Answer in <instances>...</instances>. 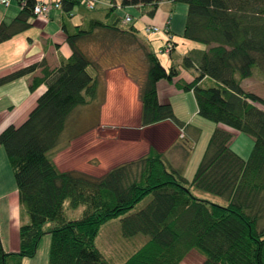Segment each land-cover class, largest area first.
Listing matches in <instances>:
<instances>
[{
  "label": "trees",
  "instance_id": "obj_1",
  "mask_svg": "<svg viewBox=\"0 0 264 264\" xmlns=\"http://www.w3.org/2000/svg\"><path fill=\"white\" fill-rule=\"evenodd\" d=\"M36 1L25 0L22 5L19 0L18 15L0 23V43L32 25ZM59 1L66 14L84 7L80 0ZM114 1L136 8L151 6L154 11L162 0ZM172 1L188 6L183 37L208 47L197 57L183 58L182 65L197 68L198 75L191 82L178 81L177 86L193 92L201 117L253 138L248 158L231 148L233 132L216 127L191 181L171 168L154 147L100 176L58 168L51 152L61 144L68 117L93 100L98 88L100 65L79 41L91 36L94 28L136 38V22L124 25L115 8L98 6L105 8L108 23L93 19L88 29L75 26L71 32L64 22L72 53L58 67L50 69L42 61L0 78L2 85L41 67L42 75L33 78L30 89L47 85L25 121L0 132L21 213L28 217L19 229L18 251L5 252L0 239V264H22L36 256L46 233L51 236L48 264H112L95 240L102 225L118 217L125 237L147 236L122 264H181L193 249L203 255L202 264H264V98L241 87L256 65L264 70V0ZM145 48L140 124L169 120L182 128L184 122L170 103H160L157 92V82L172 81L179 69L173 63L165 68L157 54ZM204 78L212 82L202 85ZM193 187L224 202L196 196ZM148 196L150 200L133 211ZM67 202L73 210L83 206L81 215L69 216Z\"/></svg>",
  "mask_w": 264,
  "mask_h": 264
},
{
  "label": "crops",
  "instance_id": "obj_2",
  "mask_svg": "<svg viewBox=\"0 0 264 264\" xmlns=\"http://www.w3.org/2000/svg\"><path fill=\"white\" fill-rule=\"evenodd\" d=\"M177 2L167 0L169 10L160 9L159 5L154 11L151 6L138 7L150 17L143 16L136 21L135 39L141 42L139 35L142 34L143 42H146L143 44L157 54L165 68L168 69L173 63L179 69L178 75L172 81L161 79L157 82V92L160 103H170L178 119L184 122V126L178 127L169 120L141 126L140 86L147 70V67L142 66V62L145 61L144 51L142 48L130 47L128 38L133 36L127 33L114 29L94 28L93 34L79 43L85 46L83 48L87 49L88 55L100 65L97 94L94 98L103 92L102 98L98 100L99 124L97 128L62 140L51 152L60 170H80L100 176L115 165L145 155L150 147H154L163 155L167 164L180 171L185 178L188 171H191L199 153L194 155L195 158L190 151L180 145V141L191 139L197 145L200 115L193 92L189 91L193 96L188 94V91L177 86V82H191L198 75L197 68L182 65L183 58L190 54L197 57L200 51L208 47L203 43L186 39L182 34L178 36L175 34L170 12ZM20 9L19 0H11L8 7L0 4V23L10 22L18 15ZM93 19L105 23L110 21L103 7L91 11L77 6L70 14H66L61 8L51 9L47 16L33 17L32 25L28 29L0 43V78L42 61L50 69L58 67L61 60L67 59L72 53L67 39L68 34L63 28L64 22L71 32H75L73 27L88 29ZM168 20L170 34L175 44V49L170 55L160 52L166 37L164 31L150 33L144 31L146 23L155 24L163 30ZM119 38L125 42H116L115 39ZM162 55L166 56L164 62L161 59ZM41 75L42 68L38 67L30 74L0 85V132L7 126H18L23 123L36 106L47 85L42 83L31 90L30 84L34 77ZM243 81L241 87L244 89ZM211 82L204 78L201 84L207 85ZM187 97L189 100L193 99V104L190 101L189 109ZM90 102L92 100L85 105ZM216 127L239 136V133L223 124H217ZM181 132L183 136H180ZM232 143L233 140L230 146ZM13 177L6 152L0 145V239L4 251L8 253L18 251L20 226L28 222V217L21 213L18 190L15 189L12 194L10 192ZM25 259L22 260V264Z\"/></svg>",
  "mask_w": 264,
  "mask_h": 264
},
{
  "label": "rangeland",
  "instance_id": "obj_3",
  "mask_svg": "<svg viewBox=\"0 0 264 264\" xmlns=\"http://www.w3.org/2000/svg\"><path fill=\"white\" fill-rule=\"evenodd\" d=\"M168 6L169 4L167 3V0H162L159 3L160 9L168 8L169 10ZM174 7L175 8H173L170 12L172 28L177 36L181 34L183 35L188 6L184 2H177L175 3ZM125 11L132 14L135 17V19H139V18L141 19L143 18V16L150 17L148 13L143 12L144 11L143 9L140 10L132 6H126ZM116 12L117 14L122 15L121 10H116ZM139 38L142 40L141 42H138V40L133 37H129L128 44L132 48H137V49L142 48V50L145 53L146 48L144 46L145 44L143 43H146V42H143L144 40H143L142 34L139 35ZM115 40L116 42L117 41L121 43L125 42V40L122 38L115 39ZM80 45H81V48L87 53V49L83 48L85 46L83 44H80ZM161 59L164 62L166 59V56L162 55ZM142 66L143 68H146L147 63L143 61ZM242 86L248 92H252L258 96H264V70L263 68L259 65H256L252 69L251 77L244 79V81L242 82ZM187 93L192 95V93H190L189 91ZM102 96H103V92H100L99 96H97L96 99L92 100V102H90L88 105H80L75 108V110L68 117L66 127L61 136V140L72 138L84 132H87L88 130L97 128L99 124V109H98L99 101L98 100L102 98ZM186 99H187V104H188L187 109H189L190 101L193 104V99L191 98V100H189V97H187ZM177 101L178 99H176L175 102ZM198 119L200 121L199 123L200 135H198L199 139H198L197 145H195L196 143H194V141H191V139H189V141L188 139L180 141V145L183 146L187 151H190L191 155L196 156V153H199L198 154L199 157L195 161L193 167L191 168V171H188V173L186 174V178L190 181L192 180L195 174V171L197 169V166L199 164L198 160L202 158V155L204 153L203 150H205L208 140L217 125V123L210 121L206 118H203L201 116H199ZM232 140H233V143L231 145V148L234 151H236L242 158L247 159L253 148V144H254L253 138L247 134L239 133V136L235 135ZM15 189H17V186L15 183V179L13 177V184L11 183V189H10L11 194L14 192ZM192 191L196 196H199L201 198H206L213 202H219V203L224 202V199L222 197L209 193L207 191H203L195 187L192 188ZM149 200H150V196L143 199L141 202H139L136 205L133 211H137L141 209ZM66 209H67V213L69 216L76 217V216L81 215L84 207L80 206L77 209L73 210L68 207V202H67ZM0 212H1V209H0ZM146 240H147V236L143 234H138L136 236L129 237V238L125 237L122 234L121 217H118V218L111 219L102 225L99 231V234L96 237L95 244L105 254V256L110 259L112 264H122V262L132 252L138 249ZM50 241H51V236L49 233H46L42 237L39 243L36 256H34L33 258H26L24 261V264H48ZM203 260H204L203 255L198 250L193 249L187 254V256L184 258L181 264H202Z\"/></svg>",
  "mask_w": 264,
  "mask_h": 264
},
{
  "label": "built area",
  "instance_id": "obj_4",
  "mask_svg": "<svg viewBox=\"0 0 264 264\" xmlns=\"http://www.w3.org/2000/svg\"><path fill=\"white\" fill-rule=\"evenodd\" d=\"M81 4L86 7L87 9L93 10L98 6H105V7H112L115 8L116 10H121L122 15H121V23L124 25H128L131 23H134L136 21H139V19H135V17L126 12L125 5H122L121 3H118L114 0H80ZM0 4L8 7L11 4V0H0ZM25 4V0H22V5ZM61 8V3L59 0H54V1H43V0H37L33 12L36 16H47L51 9H60ZM144 31L146 33L150 32H159V31H164L165 32V41L164 45L161 47V53L163 54H171L172 51L175 49V44L172 40V36L170 34L169 30V20L167 21L166 25L164 26L163 30L152 23H146L144 24ZM180 136H183L182 132L180 133Z\"/></svg>",
  "mask_w": 264,
  "mask_h": 264
}]
</instances>
